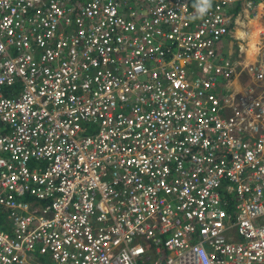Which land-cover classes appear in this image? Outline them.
<instances>
[{
	"label": "built area",
	"instance_id": "2783aa9c",
	"mask_svg": "<svg viewBox=\"0 0 264 264\" xmlns=\"http://www.w3.org/2000/svg\"><path fill=\"white\" fill-rule=\"evenodd\" d=\"M204 2L0 0V264H264V0Z\"/></svg>",
	"mask_w": 264,
	"mask_h": 264
},
{
	"label": "crops",
	"instance_id": "0c3cea01",
	"mask_svg": "<svg viewBox=\"0 0 264 264\" xmlns=\"http://www.w3.org/2000/svg\"><path fill=\"white\" fill-rule=\"evenodd\" d=\"M261 11V8L259 9ZM261 13V12H259ZM260 16L254 18V20H250V26H251V33H250V41L248 43V49H247V53H246V58L252 59L254 58V52H255V47H254V43L257 39V34L255 35V38L251 37V34L253 33V29L256 28L257 30H259V18ZM254 27V28H253ZM238 34L242 35V32L239 31ZM251 46V47H250Z\"/></svg>",
	"mask_w": 264,
	"mask_h": 264
},
{
	"label": "clouds",
	"instance_id": "9594fccd",
	"mask_svg": "<svg viewBox=\"0 0 264 264\" xmlns=\"http://www.w3.org/2000/svg\"><path fill=\"white\" fill-rule=\"evenodd\" d=\"M204 3H205V5H206V7L203 8V10H202L203 12L207 10V7H210V6H211V0H205Z\"/></svg>",
	"mask_w": 264,
	"mask_h": 264
},
{
	"label": "bare ground",
	"instance_id": "6f19581e",
	"mask_svg": "<svg viewBox=\"0 0 264 264\" xmlns=\"http://www.w3.org/2000/svg\"><path fill=\"white\" fill-rule=\"evenodd\" d=\"M261 12V11H260ZM259 19V18H258ZM254 20V19H253ZM258 33V30L255 28L254 29V32H253V34H252V38H255V35Z\"/></svg>",
	"mask_w": 264,
	"mask_h": 264
},
{
	"label": "trees",
	"instance_id": "16d2710c",
	"mask_svg": "<svg viewBox=\"0 0 264 264\" xmlns=\"http://www.w3.org/2000/svg\"><path fill=\"white\" fill-rule=\"evenodd\" d=\"M254 28V27H253ZM255 29V28H254ZM254 29H253V31H254ZM251 37H252V34H251ZM251 47V46H250Z\"/></svg>",
	"mask_w": 264,
	"mask_h": 264
},
{
	"label": "rangeland",
	"instance_id": "374dc122",
	"mask_svg": "<svg viewBox=\"0 0 264 264\" xmlns=\"http://www.w3.org/2000/svg\"><path fill=\"white\" fill-rule=\"evenodd\" d=\"M254 32V31H253ZM253 34V33H252ZM224 42L226 41V40H223Z\"/></svg>",
	"mask_w": 264,
	"mask_h": 264
}]
</instances>
